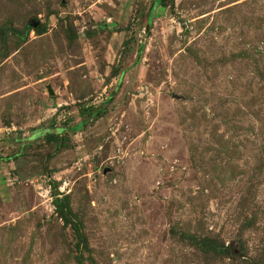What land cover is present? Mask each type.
I'll use <instances>...</instances> for the list:
<instances>
[{"label": "rangeland", "instance_id": "374dc122", "mask_svg": "<svg viewBox=\"0 0 264 264\" xmlns=\"http://www.w3.org/2000/svg\"><path fill=\"white\" fill-rule=\"evenodd\" d=\"M167 1L0 0V264H264V0Z\"/></svg>", "mask_w": 264, "mask_h": 264}, {"label": "trees", "instance_id": "16d2710c", "mask_svg": "<svg viewBox=\"0 0 264 264\" xmlns=\"http://www.w3.org/2000/svg\"><path fill=\"white\" fill-rule=\"evenodd\" d=\"M172 2H174V0H172ZM168 5L169 3L167 0H153V4H152L150 15H149L148 25H151L152 18L156 13L155 11H157V8L158 10H164ZM101 27L103 26L101 25ZM30 29L31 28L27 25L25 26L24 29H19V28L14 27L13 24L10 22L6 23L0 30L1 43L3 44V46L7 47L6 45H8L9 40L14 39L13 40L14 45L15 47H17L23 41L26 40ZM34 30L38 34H42L46 31V26L38 25L34 28ZM142 50H140V52H142ZM9 53H10V50L7 47L4 49V51H0V57H6L7 55H9ZM81 113L84 116L86 115L94 116V118L98 116V114H101L100 111H97L95 113V110H93V108L85 107V106H82ZM78 127H81V126L78 125ZM51 137H54V136H51ZM54 195L55 197H54L53 203L55 205L56 212L61 218H63L64 224L66 226L68 225L72 226L73 231L76 237L78 238V245L85 246L87 239L83 232L81 222L78 219H76L77 216L71 208L69 197L67 195H64L61 197L55 191H54ZM174 234H176L175 231H174ZM182 237L190 238L192 240L193 245L198 250H201L203 253L223 254V253H227L231 251L229 246H225L224 243L220 244L216 239H212V238L211 239H206V238L199 239L194 235L186 234V233H182ZM85 248H88V247H78V253L76 254V259H77L78 264H85L84 262V257H85L84 249Z\"/></svg>", "mask_w": 264, "mask_h": 264}, {"label": "water", "instance_id": "95a60500", "mask_svg": "<svg viewBox=\"0 0 264 264\" xmlns=\"http://www.w3.org/2000/svg\"><path fill=\"white\" fill-rule=\"evenodd\" d=\"M38 23H39V20H34L30 26H33V28H35L38 25ZM48 91L50 94H54V90L51 85H48Z\"/></svg>", "mask_w": 264, "mask_h": 264}]
</instances>
